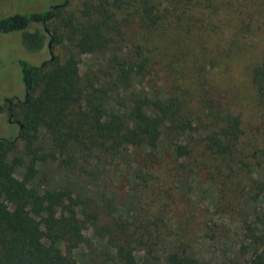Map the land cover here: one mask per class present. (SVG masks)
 Returning a JSON list of instances; mask_svg holds the SVG:
<instances>
[{
  "label": "trees",
  "instance_id": "1",
  "mask_svg": "<svg viewBox=\"0 0 264 264\" xmlns=\"http://www.w3.org/2000/svg\"><path fill=\"white\" fill-rule=\"evenodd\" d=\"M134 2L87 0L69 10L72 0H64L48 10L0 19V33L22 32L31 51L45 43L42 30H30L38 24L61 47L39 65L18 59L25 98L5 97L0 105V112L10 111L19 124L17 137L0 136V264H77L80 247L89 250L93 264H209L182 243L160 255L165 216L173 211L167 196L156 189L155 163L163 160L166 147L171 152L165 163L177 174L193 167L197 174L212 171L211 179L246 177L247 184L238 182L236 188L264 199V145L246 152L240 111L230 101L212 106L214 99L204 93L205 76L197 68L195 37L186 40L181 31L167 34L161 24L167 17L162 2L142 0L136 11L141 13L140 30L126 46L117 40L123 33L112 23L125 3L132 9ZM84 53L107 58L83 75ZM150 74L161 81H155L152 92L137 84ZM249 74L264 104V50ZM129 147L150 152L146 169L133 171L141 178L147 213L119 212L117 192L110 198L107 192L94 193L92 198L87 192L76 194L69 184L41 186L40 167L50 160L63 169L84 156L118 161ZM173 169L166 166L163 173L170 176ZM256 171L262 174L256 177ZM242 227L250 254L245 264H264V202Z\"/></svg>",
  "mask_w": 264,
  "mask_h": 264
},
{
  "label": "rangeland",
  "instance_id": "2",
  "mask_svg": "<svg viewBox=\"0 0 264 264\" xmlns=\"http://www.w3.org/2000/svg\"><path fill=\"white\" fill-rule=\"evenodd\" d=\"M86 1L72 0L73 5L69 6V10L82 7ZM157 1L162 2L161 10L167 14L161 22L166 27L167 34L181 31L186 40L195 37L191 43L197 68L205 76L204 93L214 99L212 106L217 102L226 104L230 101L240 111L245 129L243 144L246 152L263 146L264 104L257 99L249 66L254 64L264 50V0ZM63 2L64 0H0V19L12 13L48 10ZM139 5H143L142 0H135L132 9L125 3L112 23L119 25L123 34L117 40H123L121 44L124 46L140 30L137 20L141 13H136L141 9ZM44 28L41 24L30 28L31 31L42 30L46 34L44 46L37 51H31L25 46L22 32L0 33V105L4 103L5 97L12 96L20 100L25 98L26 90L18 59L24 58L39 65L61 49L51 41V31L47 29L46 32ZM117 46L119 45L115 47ZM106 58L105 55L84 53L81 57V73L84 75L99 68ZM155 81L158 85L161 83L158 77L150 74L140 78L137 84H140L139 88L152 92L156 86ZM112 100L115 106V98L112 97ZM18 135L19 124L14 121L10 111L0 112V136ZM21 146L22 143L20 148ZM163 151V160L155 163L156 168H159L156 169L159 175L156 183L159 188L156 189L162 196H167L173 211H168L165 216L167 222L161 236L160 255L164 257L166 249L182 243L192 255L206 263L245 264L250 254L244 248L246 241L243 220L253 218L256 208L264 202L263 197H254L249 189L241 191L236 188L238 182H243L244 186L247 184L246 177L230 180L214 175L211 179L212 171L197 174V169L193 167L190 172L177 174L172 164L165 163L171 151L167 147ZM149 154L146 147H129L118 161L104 156H84L77 165L68 169H63L50 160L40 167L39 177L44 178L41 186L69 184L75 188L76 194L83 191L92 198L94 193L98 196L101 192H107L110 198L117 192L116 207L119 212L130 211L134 215L143 209L147 213L148 204L140 189L142 181L133 171L135 167L146 169ZM151 158L155 162L158 155ZM162 162L165 167L174 168L172 175L163 173L166 170ZM174 162L178 164L175 159ZM23 171V167L19 168L17 176L21 177ZM260 174L262 172L256 171L255 176ZM89 234L92 235V232ZM143 254L144 250L139 251V263H142ZM157 254L163 259L158 252ZM75 255L77 264H93L86 247L78 248Z\"/></svg>",
  "mask_w": 264,
  "mask_h": 264
}]
</instances>
